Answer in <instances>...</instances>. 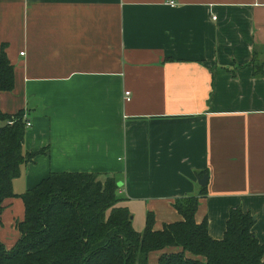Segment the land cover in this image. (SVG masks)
I'll use <instances>...</instances> for the list:
<instances>
[{"label":"crops","instance_id":"crops-1","mask_svg":"<svg viewBox=\"0 0 264 264\" xmlns=\"http://www.w3.org/2000/svg\"><path fill=\"white\" fill-rule=\"evenodd\" d=\"M3 44L0 109H23L24 150L44 149L3 202L7 248L21 194L50 172L114 176L137 231L148 214L155 230L182 220L175 200L197 196L212 239L240 207L264 244V0H0Z\"/></svg>","mask_w":264,"mask_h":264},{"label":"trees","instance_id":"trees-1","mask_svg":"<svg viewBox=\"0 0 264 264\" xmlns=\"http://www.w3.org/2000/svg\"><path fill=\"white\" fill-rule=\"evenodd\" d=\"M13 88L14 67L3 44L0 93ZM27 121L23 109H0V214L4 200L16 195L12 183L21 166L44 151L24 150ZM118 182L95 172H50L21 194L19 237L10 248L0 241V264H149L154 251H162L158 264H264V244L252 230L250 212L230 209L223 238L215 240L206 219L195 221L198 197L186 196L174 202L182 220L155 230L148 214L144 229L137 231L120 203Z\"/></svg>","mask_w":264,"mask_h":264},{"label":"built area","instance_id":"built-area-1","mask_svg":"<svg viewBox=\"0 0 264 264\" xmlns=\"http://www.w3.org/2000/svg\"><path fill=\"white\" fill-rule=\"evenodd\" d=\"M168 4H169L170 6H175V5H176V3H175L174 1H170ZM213 18L215 19V17H213ZM21 54H22V53H21ZM130 96H131L130 91H125V100H126V101H129V100H130ZM26 126H27V127H30V126H31V122L27 121V122H26Z\"/></svg>","mask_w":264,"mask_h":264},{"label":"water","instance_id":"water-1","mask_svg":"<svg viewBox=\"0 0 264 264\" xmlns=\"http://www.w3.org/2000/svg\"><path fill=\"white\" fill-rule=\"evenodd\" d=\"M199 184H201V185H206V182H207V175H204L203 177H202V179H199Z\"/></svg>","mask_w":264,"mask_h":264},{"label":"rangeland","instance_id":"rangeland-1","mask_svg":"<svg viewBox=\"0 0 264 264\" xmlns=\"http://www.w3.org/2000/svg\"><path fill=\"white\" fill-rule=\"evenodd\" d=\"M136 221H137V219H135V221H134V222L136 223ZM137 223H138V221H137Z\"/></svg>","mask_w":264,"mask_h":264}]
</instances>
